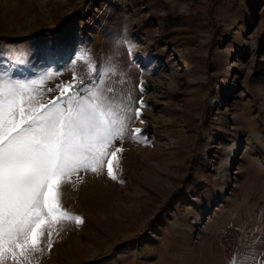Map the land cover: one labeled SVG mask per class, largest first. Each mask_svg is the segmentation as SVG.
Wrapping results in <instances>:
<instances>
[{
    "label": "rangeland",
    "instance_id": "1",
    "mask_svg": "<svg viewBox=\"0 0 264 264\" xmlns=\"http://www.w3.org/2000/svg\"><path fill=\"white\" fill-rule=\"evenodd\" d=\"M169 1L186 10L172 15ZM209 2L0 0V75L52 72L55 87L78 62L113 66L110 95L133 109L129 132L142 130L116 143V181L105 165L63 185L64 209L84 223L59 225L50 251L46 230L30 264H264V16L218 0L214 24L199 20ZM158 15L187 19L168 27Z\"/></svg>",
    "mask_w": 264,
    "mask_h": 264
},
{
    "label": "snow or ice",
    "instance_id": "2",
    "mask_svg": "<svg viewBox=\"0 0 264 264\" xmlns=\"http://www.w3.org/2000/svg\"><path fill=\"white\" fill-rule=\"evenodd\" d=\"M123 43L131 54L134 45ZM114 72L113 66L97 70L90 64V83L74 73L55 87H46L52 72L30 80L0 75V264H30L43 251L46 230L50 251L59 225L84 223L62 205L61 189L71 177L99 175L106 165L107 176L117 180L114 169L123 149L116 143L127 136L138 140L142 130L129 132L133 109L110 95ZM45 92L57 95L43 103ZM138 103L136 118L145 107L142 99Z\"/></svg>",
    "mask_w": 264,
    "mask_h": 264
},
{
    "label": "trees",
    "instance_id": "3",
    "mask_svg": "<svg viewBox=\"0 0 264 264\" xmlns=\"http://www.w3.org/2000/svg\"><path fill=\"white\" fill-rule=\"evenodd\" d=\"M181 2H185V3H192V2H196V0H179ZM218 0H210L209 4L204 5L202 8H200L199 10L196 11L198 19L199 20H210L211 23L214 24V5L216 4ZM234 3H238L239 1L242 2V4H244L246 6L247 12L250 15V17H254L257 18L260 15L264 16V0H230ZM163 3V2H162ZM186 17L185 16H178V17H171V16H155L154 20L156 22V24H162L163 26L167 25L168 27H173L179 23H183L186 21ZM218 32H220V30H217ZM262 40H264V31H263V36H262ZM216 39L215 37L212 40L211 43V47H210V54L212 55L214 53V44H216ZM215 137L218 136V134H214ZM193 177V176H192Z\"/></svg>",
    "mask_w": 264,
    "mask_h": 264
},
{
    "label": "built area",
    "instance_id": "4",
    "mask_svg": "<svg viewBox=\"0 0 264 264\" xmlns=\"http://www.w3.org/2000/svg\"><path fill=\"white\" fill-rule=\"evenodd\" d=\"M76 73L78 76L85 77L84 83H90L91 81L88 79V73H89V66L82 62H78L74 66V70L70 77L68 78L67 82L71 81L73 78V74ZM73 91H76V89H72ZM222 236H223V244L225 248L229 251L234 250L238 238V233L234 229L227 228L222 230Z\"/></svg>",
    "mask_w": 264,
    "mask_h": 264
},
{
    "label": "bare ground",
    "instance_id": "5",
    "mask_svg": "<svg viewBox=\"0 0 264 264\" xmlns=\"http://www.w3.org/2000/svg\"><path fill=\"white\" fill-rule=\"evenodd\" d=\"M168 7H169V12L172 15H177V14H179V13H181V12L186 10L185 5L180 3V2H177V1H169ZM233 162H235L234 161V156L231 158V163L230 164H233ZM230 164H228V166H230Z\"/></svg>",
    "mask_w": 264,
    "mask_h": 264
},
{
    "label": "crops",
    "instance_id": "6",
    "mask_svg": "<svg viewBox=\"0 0 264 264\" xmlns=\"http://www.w3.org/2000/svg\"><path fill=\"white\" fill-rule=\"evenodd\" d=\"M252 244H253V243H250V245H252ZM253 254H254V253H253ZM255 255H256V254H254V256H253V257H254V259H255ZM235 260H236V259H235ZM244 264H245V263H244ZM246 264H250V262H249V261H247V263H246Z\"/></svg>",
    "mask_w": 264,
    "mask_h": 264
}]
</instances>
